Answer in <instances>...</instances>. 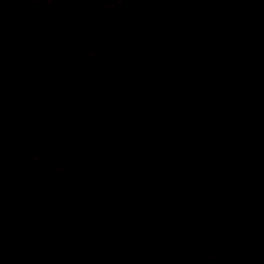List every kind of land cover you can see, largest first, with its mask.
<instances>
[{"label":"rangeland","instance_id":"rangeland-1","mask_svg":"<svg viewBox=\"0 0 264 264\" xmlns=\"http://www.w3.org/2000/svg\"><path fill=\"white\" fill-rule=\"evenodd\" d=\"M79 1L83 7L96 1L100 11L89 14L83 23L90 32L82 49L89 50L90 55L83 56L78 66L70 64L63 77L76 73L79 80L92 76L100 83L109 73L102 68L103 59L91 56L93 45L98 48L97 44L107 38L117 7L125 0ZM165 3L150 0L128 38L170 39ZM60 7V0H0V16L21 20L16 48L22 57L11 71H6L0 61V158L9 156L16 164L31 169L28 182L20 187L0 185V264H25L21 235L25 227L6 211V200L15 190L32 194L40 187L52 188L59 195L64 212L75 209L79 213L82 206L91 209L96 205L95 216L101 207L108 209L107 227L101 230L103 241L97 248L98 255L109 252L105 264H208L220 251L226 230L234 228L250 235L261 229V237L264 215L254 216L247 225L229 222L223 216L232 197L246 210L264 201V115L260 96L256 93L211 111L207 98L197 94L208 69L207 59L198 55L204 49L201 46L188 53L177 55L169 50L162 55L167 79L159 81L158 88L166 86L175 99H186L188 113L180 122L156 127L143 140L135 139L120 124L104 126L110 139L95 131L94 137L89 134L93 138L85 141H52L26 130L29 111L24 100L10 94L13 75L41 62L48 26L60 21ZM254 20L264 25V11ZM7 42L0 37V56ZM127 47L136 48L132 43ZM98 51L95 49L94 54ZM116 64L113 73L141 70L140 59L130 54ZM140 73L145 76L142 70ZM110 118L124 119L113 112ZM92 128L85 123V131ZM169 130L201 140L211 149L206 157L195 160L192 174L186 178L176 177L162 151L165 141L161 134ZM12 136L20 139L23 149L5 154L4 142ZM109 149L111 157L104 153ZM140 220L149 222L152 233L162 239L159 253L142 255L129 240L128 235L136 231ZM98 221L94 217L90 224L98 227ZM4 240L8 241L5 245Z\"/></svg>","mask_w":264,"mask_h":264},{"label":"water","instance_id":"water-1","mask_svg":"<svg viewBox=\"0 0 264 264\" xmlns=\"http://www.w3.org/2000/svg\"><path fill=\"white\" fill-rule=\"evenodd\" d=\"M172 41L174 48L185 51L195 43H209L216 53L198 94L208 98L210 110L232 106L237 100L259 94L264 115V25L254 20L264 11V0H174ZM145 0H127L116 15L110 33L113 53H116L125 38L129 26L138 17ZM62 40L52 60L45 66L33 64L26 71L16 75L10 88L14 98L27 97L32 105L28 124L45 130L62 132L69 127L74 113L83 100L79 101L74 90L58 80L62 68L60 59L71 63L73 53L79 44L75 31L67 24L61 25ZM0 37L7 40L0 61L6 71H11L21 58L16 50V27L13 19H0ZM167 44L161 40L140 47L143 71L149 76L165 82L162 55ZM102 101L119 107L128 117V125L134 132L145 135L155 125L174 121L180 122L187 115L188 101L177 100L170 88H155L139 74L125 73L110 76L102 93ZM63 133H66L64 130ZM165 141L162 151L167 156L177 178L192 174L194 161L206 157L208 148L201 140H191L177 131L161 134ZM21 145L13 140L4 151L19 152ZM0 173L11 183L27 182L31 169L18 165L10 158L0 160ZM56 195L48 189H41L33 197H18L10 203L17 211L29 210L20 223L27 224L41 206L54 209ZM30 211L35 213H30ZM264 215V201L246 210L240 205L230 204L223 216L229 222L244 225L256 215ZM80 229V228H78ZM84 229H62L57 242L47 243L43 238V227L30 237L26 253L27 264H45L54 257H61L63 264H96L91 260V250L97 236L88 237ZM87 232V233H86ZM141 254H155L162 241L154 235L147 221L141 222L138 232L129 235ZM34 242L40 246L33 247ZM243 247H238L239 243ZM257 238L247 239L235 229L225 231L219 252L208 264H264V243L256 247Z\"/></svg>","mask_w":264,"mask_h":264},{"label":"flooded vegetation","instance_id":"flooded-vegetation-1","mask_svg":"<svg viewBox=\"0 0 264 264\" xmlns=\"http://www.w3.org/2000/svg\"><path fill=\"white\" fill-rule=\"evenodd\" d=\"M126 1L127 0H125L123 2V4L118 3L119 5L117 4L118 5L117 9L120 10ZM149 2H150V0H145V4H144L143 8L141 9V12L139 13L138 17L133 21V23L129 26L128 31L125 35V38L123 39L121 46L116 53H113V48H112V42L113 41L110 38V33L113 30V27H112L111 31L108 33L107 38L102 39L100 41V43L97 44L98 48L95 47L96 45H93L94 48H93V51L91 53V56L95 57V58L103 59L104 65L102 68L104 71L107 72V74L109 73L108 78L99 83L98 81L94 80V78L92 76H88L84 80H79L76 73L71 74L70 78L69 77H63V74H64V72H67L66 69L70 64L76 63L78 66L79 62L81 61L83 56L90 55L89 50H86V52H85V50L82 49L83 46H85L84 43H85V41H87L86 38H87L88 33L90 32L89 29H86L84 27L83 23L87 19V16L89 14L98 13L100 11V7H99V5L95 6L94 3H90L89 5H85L83 7L80 5L79 0H60L61 7L59 8L58 14L60 15L61 19H60V21L53 23V24L48 26V30H47L48 36L46 37V41L44 44V51H43V54L41 57V62L37 63L36 65L45 66L52 60V56L55 53L58 45L61 43V40H62L61 25H63V24L69 25L77 34V37L79 38V44L76 46V49L74 50L73 59H72L71 63L66 64L64 59L59 60V64H61L62 68H61L57 78H58V80L66 83L72 90H74L77 97H78V100L79 101L83 100L84 103H82L81 106L79 107V109L74 113V115H73V117L69 123V127H67L66 129H63L62 132H57V131L45 130L43 127H32V126H30L28 124V122H29V118L32 115V110H33V105L31 103V101L27 97H24V96L19 97V98L12 97L14 99L24 100L27 107H28L29 114H28V118L26 120V123H27V129L26 130L35 132L38 134V136L48 138L49 140H52V141L53 140L69 141L71 139L72 140L75 139L77 141H85V140H91V138L94 137L95 131H98L100 134L103 133V138H109L110 139L111 135H109L108 132H106L104 130V126L107 125L108 127L111 128V125L120 124V125L126 126L128 128V132L131 134V136L134 135L133 137L135 139L143 140V138L145 136L149 135V133L152 132L156 127L160 126V125L153 126L150 129V131L145 134V136L144 135L141 136L139 133L132 131L128 125L127 115L119 107L108 105L102 101V93H103L104 87L107 84L110 76L121 75V74H125V73H133V74L142 75V73H140L141 70L143 71L142 60H141V55H140V47L144 44L154 43V42L159 41V40H161L167 44V48H166L165 53L169 52V50H172L177 55L184 53V52H187V53L191 52V51H193V48H197V46L203 47L204 49L199 50L200 52L198 53V55L202 56V58L205 59V61L207 59V63H208L207 73L209 71L210 65L212 64V62L216 58V53L211 49L210 44L205 43V42L204 43L197 42L192 47H190L189 49H187L185 51H179L176 48H174L173 41H172L173 35L171 36L170 39H165V40L159 39V38H156V39H151V38L129 39L128 38L129 34L132 33L133 27L138 24V21L141 19V17L146 12V10L149 6ZM64 4H65V6H63ZM110 5H111V2L109 3V6ZM165 8H166V11L168 14L167 18H168V23L170 25L171 34H172V23H173V18H174V9H175L174 0H166ZM118 11L115 14V20H116V15H117ZM3 18H7V17L0 16V19H3ZM8 19H13L15 21L16 46H17V43H18L17 33H18L19 27L21 25V20L18 19L17 17H9ZM115 20H114V24H115ZM114 24H113V26H114ZM128 43H132L134 45V47H136V48H132V49L128 48L127 47ZM92 47H91V49H92ZM95 49H99L98 55L94 54ZM16 50H17V48H16ZM19 52H18V54H19ZM82 53H84V54L82 55ZM128 54L134 55L140 59V61H141L140 69L141 70H139V72H137V71L132 72V71L125 70L122 72L113 73L112 70L117 68L116 63L119 62V59L127 57ZM19 56L21 58V60H20V62H21L22 57L20 54H19ZM162 64H163V62H162ZM164 70L166 73L165 67H164ZM21 73H23V72H21ZM21 73H15L13 75V79L16 77V75L21 74ZM144 74H145V76L144 75H142V76L145 78V80L148 83H150L155 88L159 87L158 86L159 85L158 79L149 76L145 72H144ZM205 76H204V78H205ZM203 82H204V80H203ZM12 83H13V80H12ZM202 84L203 83H201V85ZM164 87H166V86H164ZM198 89H197V94H198ZM244 98H247V97H244ZM239 100H241V99H239ZM187 108H188V105H187ZM218 108H221V107H218ZM112 112L115 115L120 114V116H122L124 119L119 120L118 118H115V119L111 120L110 115ZM86 122L89 126H91L93 128L85 131L84 128H85ZM172 122H174V121H172ZM64 130H66V133H63ZM89 134L90 135L92 134L93 137L91 136V138H90ZM190 139L194 140L191 137H190ZM13 140H16L20 143V141H19L20 139H18L16 137L12 136V137L7 138L4 142L5 144L2 148L3 152L5 154H16V153H18V152H6V151H4L6 144L9 143L10 141H13ZM202 144H203V142H202ZM20 145H21L20 151H22L23 146L21 143H20ZM203 147L208 148L209 153H210V150H211L210 147L204 146V144H203ZM104 153H105V155H108L111 157L110 153H112V150L109 149V151H106ZM5 158H10V157L9 156L1 157L0 160L5 159ZM194 163H195V161H194ZM30 176H31V174H30ZM28 180H27V182H28ZM5 183L6 184L8 183L10 186H12L14 188H18L21 185L25 184L26 182H24V183H21V182L11 183L8 179H5L0 173V185L5 184ZM41 189H48L56 195V197H57L56 203L57 204H56L55 208L54 209H48L45 206L46 204L41 205L36 210V214L34 215V217H31L30 221L27 224L20 223L22 221L21 217H23L25 214L29 213V210L27 211V210L22 209L21 211H17L10 206V203L18 197H33V196L37 195ZM234 198L235 197H232L231 200L227 201V206L230 204H236V199H234ZM99 205H106V204L99 203ZM5 206H6V211H9L14 216V218H16V220H18V223H20L21 226L25 227V230H23L21 232L22 239H23V246H24L23 249L25 250V253L22 256V259L24 260L25 264H27L26 260H25L26 253L29 250V246H31L30 245V237L32 235H34V233H36V231L39 227L40 228L43 227V235H44L43 238H45L47 243L57 242L62 237V234H63L62 229L63 228L67 229V226H68V228H70V227L72 228V226H73L74 229H77V230L84 229L86 231H89L88 237L90 238V240H91V237L97 236V241L94 243L93 248L91 250V260L96 264H105L104 262H105L106 258H108L110 255L108 251H104L102 254H99V255L97 254V250H98L97 248L99 247V245L103 241V235L101 233V230H102V228L107 227L106 221L109 218L107 215L108 209L105 208V206L101 207V209H98L97 210L98 213L95 214V216H94V213L96 210V205H93L91 207V209H86V208H84V206H82L81 207L82 211L79 213L74 212L73 210H75V209H71L69 211L64 212V209L62 208L61 203H60L59 195L52 188H49V187H40V188H38V190L35 193H32V194H21V193H19V191L15 190L13 195L9 199L6 200ZM77 206H78L77 204H74L73 207H77ZM32 212L30 211V213H32ZM33 213H35V211ZM94 217H97V219H99V221L97 222L99 224L98 227H95V226L90 224L91 220ZM259 217H262V216H259ZM143 221L144 220H140L139 223L141 224V222H143ZM251 222L252 221H250L249 223H251ZM140 224H139V226H140ZM139 226L137 227L136 231L131 232L130 234L138 232ZM149 227H150V225H149ZM78 228H80V229H78ZM230 229H234V228H230ZM230 229H228V230H230ZM235 230H237V229H235ZM256 230H258V229H256ZM258 231L261 232V229H259ZM247 233H249V232H247ZM258 233L253 232V234H250V235L243 234V233L242 234H243L244 238H247V239L257 238L256 247H260L264 243V236H263L264 231H263V235H261L262 238L260 237V235ZM6 237L7 236H4V238H6ZM161 241H162V239H161ZM6 242H8V241L4 240L3 245H5ZM131 242L135 246H137L133 241H131ZM222 244H223V242H222ZM32 246L38 247V246H40V243L34 242L32 244ZM238 247H243V243L240 242ZM138 250H139V248H138ZM139 252H140V250H139ZM157 253H159V251ZM157 253H155V254H157ZM140 254H141V252H140ZM45 264H63V261H62L61 257L56 256L50 262L45 263Z\"/></svg>","mask_w":264,"mask_h":264}]
</instances>
